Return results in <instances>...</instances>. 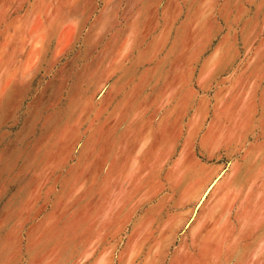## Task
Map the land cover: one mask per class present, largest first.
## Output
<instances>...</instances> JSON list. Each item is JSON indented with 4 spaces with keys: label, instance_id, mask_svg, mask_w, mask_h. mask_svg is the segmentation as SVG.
Masks as SVG:
<instances>
[{
    "label": "rangeland",
    "instance_id": "1",
    "mask_svg": "<svg viewBox=\"0 0 264 264\" xmlns=\"http://www.w3.org/2000/svg\"><path fill=\"white\" fill-rule=\"evenodd\" d=\"M209 163L238 214L212 250ZM155 251L264 264V0H0V264Z\"/></svg>",
    "mask_w": 264,
    "mask_h": 264
},
{
    "label": "crops",
    "instance_id": "2",
    "mask_svg": "<svg viewBox=\"0 0 264 264\" xmlns=\"http://www.w3.org/2000/svg\"><path fill=\"white\" fill-rule=\"evenodd\" d=\"M218 64H224V59H220L217 61ZM228 71V70H227ZM227 94V92H226ZM222 98L225 97V93L222 94ZM231 126V125H230ZM227 129V125L225 126ZM212 156H208L207 159H210ZM202 164L201 166L204 167V173L209 174L206 175L202 181H198L196 185H194L195 194L199 195V200L196 204L197 207L202 205V200L206 201L207 198L210 201H215L214 205L220 204V206L214 207H206L204 212H202L200 218L197 216L196 213V222L191 229V237L190 245L198 248H211L214 247H223L225 242L227 241L228 234L227 228L229 226V222H231V217L238 216V214H233L231 212L232 208L230 206V202L226 207H223V204L228 202L230 198L227 196L229 194L228 189L225 188L223 191V180L228 176L226 175L228 170H218L220 168L219 164ZM208 165V166H206ZM237 165V163H236ZM206 170V171H205ZM214 171L215 176H210V174ZM218 171V172H217ZM207 172V173H206ZM217 172V173H216ZM223 207V208H222ZM195 213V212H194ZM198 217V218H197ZM238 221V219H237ZM159 248V247H157ZM210 250V252H211ZM148 252V251H147ZM155 251L154 256L150 259L147 256L145 259L144 264H153L156 262L158 263L159 253ZM206 256V255H205Z\"/></svg>",
    "mask_w": 264,
    "mask_h": 264
}]
</instances>
